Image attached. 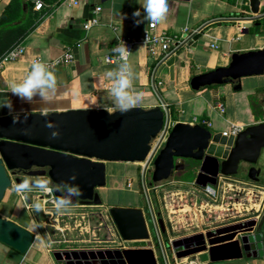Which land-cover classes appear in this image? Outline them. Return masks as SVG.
Masks as SVG:
<instances>
[{"label": "crops", "instance_id": "0c3cea01", "mask_svg": "<svg viewBox=\"0 0 264 264\" xmlns=\"http://www.w3.org/2000/svg\"><path fill=\"white\" fill-rule=\"evenodd\" d=\"M246 2L239 4L237 0H167L166 19L156 24V31L177 33L184 28L197 31L190 39L191 42L179 49V59L174 64V70L166 66L160 69L156 77L158 55L153 56L146 43L135 45L129 62L135 73L134 88L143 93V100L137 107L148 109L163 106L165 103L172 122L196 124L200 119H205L210 123L208 128L213 133L230 132L235 125L246 128L264 122V74L243 77L240 90L235 89L234 83L205 86L199 90L191 86L193 76L228 65L234 52L264 47V17L255 20L249 32L245 33L243 24L246 19L258 16L252 11L251 1L249 4ZM96 6H102L101 22L86 30L84 23L93 16ZM140 7L138 0H81L78 5H74L73 0H44V8L35 10L28 0H0V18L3 17L10 24L0 43V57L17 44L26 48L20 57L0 67V90H8V84L13 81H22L30 71L33 61L37 59L51 61L60 58L69 49L75 55V61L69 65L60 64L54 69L48 68L55 73L58 84L55 92L50 93L47 102L30 105L11 96L15 113L112 109L113 101L107 93L111 81L106 78L105 73L115 68L118 62H107L106 55L120 37H141L148 30L146 21L137 25L132 15ZM260 9L259 14H264V7L261 6ZM219 103L223 104L224 110L220 109ZM106 166L107 177L117 178L121 175L122 181L116 188L123 192L134 190L138 195L142 194L135 184L140 176L143 178V171L141 173L140 170H143L144 163L106 162ZM191 172L187 165L184 170L176 171L171 178L151 185V194L157 209L151 195L150 197L158 218L163 219L159 206L162 198L157 190L158 186L178 185L185 188L186 198L190 203H194L192 200H195L199 188H205L195 183L196 174ZM189 173L193 175L192 178L188 176ZM126 182L130 185L126 186ZM212 186L221 193L227 186L243 187L248 191L252 201L251 208H255V216L251 220L256 221L251 232L254 237L253 247L248 256L215 261H201L200 254L178 258L171 245L172 241L202 231L187 232L170 240L165 237L169 228L168 215H172L169 212L166 213V222L163 219L166 230L162 235L165 242H161V235L158 246L150 239L145 240L146 244L142 246L124 245L118 248L152 247L159 264V249L166 256L168 246L171 264H264V170L259 181L249 178L248 172L243 171L233 176L221 175L217 184ZM100 195L104 200L102 194ZM253 195L257 197L256 203H253ZM20 198L26 216L13 207L14 198H10L7 205L0 209V215L31 230L35 236L34 242L23 253L0 241V264H60L54 256L56 251L49 244L46 246L40 243L41 238L33 231L35 221L30 212L31 207L28 208L30 203ZM80 205L83 204L75 203L72 208ZM102 205L108 208L145 206L141 197L132 201L122 199L117 204H106L103 201ZM168 205L171 207L174 204L166 203V207ZM187 205L191 207L189 203ZM166 260L169 264L167 257Z\"/></svg>", "mask_w": 264, "mask_h": 264}, {"label": "water", "instance_id": "95a60500", "mask_svg": "<svg viewBox=\"0 0 264 264\" xmlns=\"http://www.w3.org/2000/svg\"><path fill=\"white\" fill-rule=\"evenodd\" d=\"M260 3L251 0L252 11L258 16L246 19L245 33L255 20L264 17L259 14ZM178 59L179 55L170 58L162 68L170 66L173 71ZM260 74H264V47L234 52L228 65L193 76L191 86L199 90L234 83L240 90L243 77ZM26 113V122L13 124L8 109H0V203L14 183L28 177L49 179L54 189L74 183L82 195L74 197L73 204L101 205L97 189L107 184L106 162H141L148 207L113 206L109 210L125 241L152 239L158 246L166 230L164 220L155 213L148 176L150 185L159 183L184 170L186 161H191L188 169L196 174L195 183L206 187L217 184L221 175L243 171L259 181L264 170V122L247 126L237 135L213 133L199 123L173 122L167 138L153 148L161 130L172 122L165 103L148 109L136 107L124 115H109L105 109L95 108L49 112L47 117L40 112ZM46 120L57 126L58 138H49L52 130L44 126ZM73 173L77 179L70 181ZM53 193L61 195L60 191ZM255 225V220L226 225L175 239L171 245L178 258L197 254L201 261L242 258L253 247ZM34 237L31 230L0 215L1 242L25 253ZM54 256L62 264H159L152 247L56 251Z\"/></svg>", "mask_w": 264, "mask_h": 264}, {"label": "rangeland", "instance_id": "374dc122", "mask_svg": "<svg viewBox=\"0 0 264 264\" xmlns=\"http://www.w3.org/2000/svg\"><path fill=\"white\" fill-rule=\"evenodd\" d=\"M186 164L190 165L191 161H186ZM142 171L141 169L140 172L142 173ZM118 176L117 178L108 176L107 188L100 187L97 189L102 194L104 203L117 204L122 199L132 201L141 197L145 204L144 208L148 207L149 200L142 176L139 175L140 177L135 184L142 193L139 195L134 190L123 192L116 188L122 181L121 175ZM146 180L151 195L152 189L149 184V177ZM14 185L7 190L0 209L7 205L10 198H14L13 207L21 211L23 216H26L24 213L25 209L22 207L21 196H18L14 191ZM125 185L129 186L130 183L126 182ZM212 187L215 190V195L209 193L207 187L204 189L199 188L194 198L195 200H192L194 203H190V200L186 198L185 188H181L178 185L158 186L157 190H159V195L162 198V203L159 206L165 222L166 213L172 214L168 215L169 228H167L166 224L167 236L165 237L171 240L187 232L198 230L206 233L218 227L249 221L255 216V208H251L250 204L252 201L245 188L227 186L226 190L221 193L215 186ZM31 196L32 203L39 201L44 206V210L39 213L30 211L35 225H43L41 227H35L34 225L33 231L38 238L50 242L48 244L55 251L104 250L116 249L124 245L142 246L146 244V241L123 240L111 217L110 208L104 207L102 204H83L77 208H71L67 214L59 215L55 212L52 203L50 201H42L37 192H32ZM256 198V195H253V203H256ZM169 202L174 205L166 207V203L169 204ZM165 237L162 235L161 242L166 241ZM167 250V253L170 254L169 246ZM160 252L159 249L160 264H167L166 257L169 264H171L168 254L165 256L163 250Z\"/></svg>", "mask_w": 264, "mask_h": 264}, {"label": "clouds", "instance_id": "9594fccd", "mask_svg": "<svg viewBox=\"0 0 264 264\" xmlns=\"http://www.w3.org/2000/svg\"><path fill=\"white\" fill-rule=\"evenodd\" d=\"M138 3L141 7L132 13L137 25L145 21L148 24L156 25L166 19L168 12L167 0H138ZM141 8L143 9V13H141ZM113 51L117 54L119 62L115 68L108 70L105 76L111 81V86L107 89V93L113 101L114 107L112 109L105 108V110L109 115L116 112L124 115L140 105L143 100V93L134 88L135 73L129 62L130 51L125 43L123 41L118 42ZM57 84L58 80L53 71H50L43 62L33 61L30 71L22 81H13L8 84L7 92H0V94H3L0 95V109H8L9 115L12 116L13 124L26 122L28 114L24 113L23 120L20 119V114L15 113L11 96H15L22 102L30 105L35 102L45 103L48 101L50 93L55 92ZM42 115L47 117L48 113L45 111ZM44 126L52 130L50 132V139L59 137V130L52 121L46 120ZM76 179L77 175L75 173L69 177L70 181H75ZM14 191L24 199H28L29 194L33 191L45 194L60 191L61 195L54 197L50 201L55 212L59 215L69 213L73 206V198L82 195L81 190L74 183L65 184L62 189H54L49 179L28 177L21 178L14 185ZM43 210L44 206L39 201L32 203L30 211L39 213ZM41 226L43 225H35V227ZM40 243L47 246L50 242H46L41 238Z\"/></svg>", "mask_w": 264, "mask_h": 264}, {"label": "built area", "instance_id": "2783aa9c", "mask_svg": "<svg viewBox=\"0 0 264 264\" xmlns=\"http://www.w3.org/2000/svg\"><path fill=\"white\" fill-rule=\"evenodd\" d=\"M81 0H73L74 5H78ZM251 0H237L239 4L247 3L249 4ZM28 2L33 4V8L35 10H42L44 8V0H28ZM264 7V1L260 3V7ZM102 11V6H96L94 9L93 16L84 23V28L86 30H89L91 27L100 24L101 17L100 13ZM197 30H190L189 28H184L181 32L177 33H170L167 31L163 32H157L156 31V25L148 24V30L141 36V37H120L118 41L110 48L108 54L106 55V61L107 62H119L117 54L113 51V49L117 46L118 42H124L127 46L128 50L130 51V55L138 43H146L149 45L150 51L153 54V56L158 55V62L157 67L155 70V77L159 73L160 69L166 65L167 61L175 57L178 54V51L180 48L185 47L188 45L190 39L193 37ZM26 48L22 44H17L10 49H8L2 56L0 57V67L3 66L6 62L12 61L20 57L22 54H24ZM159 53V54H158ZM130 57V56H129ZM36 61L43 62L40 59H37ZM75 61V55L72 50H67L65 53L57 59L43 62L48 68L54 69L56 66L60 64L69 65ZM220 109L224 110L223 104L219 103ZM199 124L209 127L210 123L205 119H200ZM173 125V122H171L166 130H161L157 140L153 144V148L157 145V143L160 141V139L163 138L165 140L168 136V133L170 131L171 126ZM244 127L235 125L230 132H224L225 135H237L239 134ZM162 140V142H163ZM208 189V192L212 195H215V190L211 185L206 186ZM37 192L38 196L42 198V201H51L55 196L52 192L51 194H45L41 193L39 191H33ZM32 193L29 194L28 199H23L29 201L30 204H28V208L32 205ZM62 264V263H60ZM251 264V263H247Z\"/></svg>", "mask_w": 264, "mask_h": 264}, {"label": "trees", "instance_id": "16d2710c", "mask_svg": "<svg viewBox=\"0 0 264 264\" xmlns=\"http://www.w3.org/2000/svg\"><path fill=\"white\" fill-rule=\"evenodd\" d=\"M9 26H10V24L5 22L4 18L1 17L0 18V43H1L2 39H3V37H4V33H6V31L9 29ZM191 173L193 174V171ZM192 174L190 175V173H189L188 176H190V178H192L193 177ZM151 196H152V199H153V195L152 194H151ZM153 203H154V206L157 209L158 207H157L154 199H153Z\"/></svg>", "mask_w": 264, "mask_h": 264}]
</instances>
